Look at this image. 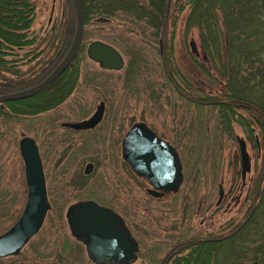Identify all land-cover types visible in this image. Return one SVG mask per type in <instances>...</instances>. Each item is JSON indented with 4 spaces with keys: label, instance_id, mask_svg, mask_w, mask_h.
Instances as JSON below:
<instances>
[{
    "label": "rangeland",
    "instance_id": "rangeland-1",
    "mask_svg": "<svg viewBox=\"0 0 264 264\" xmlns=\"http://www.w3.org/2000/svg\"><path fill=\"white\" fill-rule=\"evenodd\" d=\"M32 1L35 16L28 35L36 39L31 45L10 49L6 55L21 69H24V63L19 61H23L25 56L30 59L38 50L48 49L46 42L50 41L48 34L51 26L59 28L61 21L67 19L72 4V0ZM171 2L166 34L174 65L182 78L194 87L209 94L223 93L226 91V80L219 60L212 61L202 47L197 26L192 25L185 30L187 8L177 11L178 0ZM217 13V24L223 32L221 14ZM94 18L91 17L83 25V56L88 41L102 40L120 53L123 67L118 71L100 70L88 58H81L79 83L64 102L65 109L86 105L85 110L88 111L99 100L105 99V104L111 105L108 119H120L124 130L132 121H144L177 151L182 164V182L176 192L162 198L146 194L144 189L148 186L127 168L124 172L121 169L116 171L119 168L116 148L107 158L99 161L86 180L93 190L91 195L95 196L96 192L103 201L111 203L137 240L138 255L131 264H157L175 242L193 235L215 233L228 226L229 222L241 220L250 202L249 191L260 166L259 129L256 125L252 127L255 136L252 143L243 128L234 122L230 132L222 130L216 108L196 107L177 95L165 78L164 68L157 56L163 50L161 43L148 38L149 29L140 26L130 33L127 23L121 20L99 23ZM261 28L264 33V27ZM262 33L257 35L258 40H264ZM105 37L114 38L117 44ZM221 45L223 49L224 44ZM131 60H135L132 69L127 70ZM32 69L33 66L28 70ZM82 78L87 82L82 83ZM37 127L36 114L5 118L0 111V233L16 220L26 196L23 163L17 142L22 135H27L37 144ZM237 137L244 141L249 160V169L243 178L240 177ZM86 160V155L80 161L78 158V167ZM47 164L53 171L46 181L50 208L39 230L25 243L20 253L9 256L14 260L5 257L0 264H94L87 257L84 246L70 235L63 216L67 204L88 198L91 192L67 185L73 166H64L58 176L54 173V154L48 155ZM218 185L221 186L222 196L216 204ZM65 240L70 246L67 252L62 253Z\"/></svg>",
    "mask_w": 264,
    "mask_h": 264
},
{
    "label": "trees",
    "instance_id": "trees-1",
    "mask_svg": "<svg viewBox=\"0 0 264 264\" xmlns=\"http://www.w3.org/2000/svg\"><path fill=\"white\" fill-rule=\"evenodd\" d=\"M81 3L83 25L91 17L102 16L109 21L121 20L127 23L130 33L140 26L149 29L148 38L161 43L163 50L157 56L172 89L191 105L216 108L222 130L230 132L231 123L234 122L243 128L253 143L255 136L252 127L256 125L259 129L260 166L249 191L250 202L241 220L231 224L229 222L221 231L193 235L175 242L157 264H264V40L257 39V35L262 33L261 27H264V0H178L177 11L187 8L185 30L192 25L197 26L202 47L212 61L219 60L220 70L226 80V91L220 94L205 93L194 87L182 78L174 65L166 34L171 0H81ZM34 8L32 0H0V56H6L12 48H23L34 43L36 37L28 35L35 16ZM69 11L67 19L61 21L56 37L61 46L60 56L68 47L73 34L72 4ZM218 11L223 32L217 24ZM56 29L54 26L53 30ZM105 38L117 44L114 38ZM83 40L84 33L74 59L57 80L68 78L69 73L76 76L79 73ZM221 43L224 44L223 49ZM134 61L127 64V70L132 69ZM8 62L0 60V71L12 76L11 89L24 88V69L19 65H8ZM52 87L51 84L44 92ZM29 102L37 104L38 101ZM9 103L10 115L3 113L4 117L21 118L37 113L31 105L26 108L24 98ZM69 246V241L65 240L62 253L67 252Z\"/></svg>",
    "mask_w": 264,
    "mask_h": 264
},
{
    "label": "water",
    "instance_id": "water-1",
    "mask_svg": "<svg viewBox=\"0 0 264 264\" xmlns=\"http://www.w3.org/2000/svg\"><path fill=\"white\" fill-rule=\"evenodd\" d=\"M74 13V27L70 44L58 64L38 84L28 89H22L0 96V101L17 100L29 96L44 87L59 75L76 55L83 33L81 0H72ZM95 22L105 23L109 20L102 16L93 19ZM86 54L100 67L119 69L122 58L119 52L110 44L100 40L89 42ZM100 108L85 120L83 126L91 125L89 121L99 118ZM80 125V124H78ZM240 155V173L243 175L249 169L248 155L244 141L237 137ZM125 161L130 168L141 176L160 185L168 184L164 191L175 192L181 181L180 161L171 145L156 137L143 123H135L125 135ZM19 155L23 163V178L26 186V196L22 210L16 220L0 233V258L16 256L25 243L39 230L45 214L49 209L46 197L44 178L38 157L35 141L22 135L17 142ZM86 171L89 170L86 166ZM153 196H160L163 192L149 190ZM222 196L221 187L218 188L216 204ZM69 210V209H68ZM67 225L73 235V225L67 215ZM84 226L82 242L87 257L95 264L114 263L130 264L136 259L137 244L130 235L123 221L111 210L87 201L78 207V215Z\"/></svg>",
    "mask_w": 264,
    "mask_h": 264
},
{
    "label": "flooded vegetation",
    "instance_id": "flooded-vegetation-1",
    "mask_svg": "<svg viewBox=\"0 0 264 264\" xmlns=\"http://www.w3.org/2000/svg\"><path fill=\"white\" fill-rule=\"evenodd\" d=\"M53 28H54V25L51 26L48 37L54 31ZM54 32H55L54 36L51 38V40L49 42H46L48 49L38 50L37 55L35 57H31L29 59L28 57L25 56L23 61L22 60L19 61L20 63H24V88H21L15 91H19L22 89H28L40 83L61 60L62 56L64 55L68 47L66 48L65 52L60 56L59 54L61 51V46L59 44V41L56 39L58 28ZM43 39L39 40L38 43H41ZM95 40H98V39H95ZM95 40H90L86 43V45L84 46V56H82V58L83 57L88 58L90 61L95 63L100 70H106V71L120 70L123 67V59H122V66L119 69L115 70V69L100 67L98 62L93 61L92 59L88 57V55L86 54L87 46L89 42L95 41ZM27 51L28 49L26 50V52ZM0 60L9 61L7 63L8 65L13 64L12 63L13 59L12 58L10 59L7 56H0ZM70 63L67 66H69ZM38 64L40 65L38 66ZM31 66H33L32 70H34L35 68L36 70L35 71L28 70ZM59 75L53 78L50 82H48V84H46L44 87L39 89L37 92L24 97V104L26 105V108H28L29 105H31L32 107H35L37 111L36 113V116L38 119V127H37L38 129L37 130L39 132V138L37 139V144L36 142L35 144L37 146L38 157H39L40 164H41V169H42V174H43L44 184H45L46 197L49 203V208H50V202L48 200V190L46 189V181H47V178H50V175H53V171L51 172V168H49L47 163H48V155L54 154L55 164H56L54 165L55 166L54 169H56L54 173H56L59 176L60 174H62L61 172L64 166L66 165L73 166V169H72L73 172L68 177L67 185L70 187L76 188V190H81V191L87 190L88 192H91V193H88L89 195L88 198L78 199L73 202H70L69 204H67L65 208V211L63 214L65 222L67 224L66 217L68 215L69 220L73 225V235L69 231L70 235L84 246L82 242V239L84 236V233H83L84 226L81 223V219H75V217L78 215V207L82 203L87 202V201L93 202L95 205L111 210L113 213L118 215V217L123 221L130 235L132 236V238L137 244V251L135 252L136 258H137L138 243H137V240L132 235L128 226L125 224L124 219L120 216L118 212H116L113 209V207H111V203L103 201L100 197L97 196L96 192H94L96 194L95 196L91 195L93 193V190H91L88 187L89 182L86 180L88 177L91 176L96 166L99 165V161L101 162L105 158H107L109 156V153L112 151H115V148H116V152H117L116 157L119 163V168L116 169L117 172L120 169H121L120 171L124 172L125 168H127L133 175H135L136 177H138L139 179L145 182V184L148 187H145L144 191L146 194L150 196H153V195L149 193V190H153L155 192H163L160 196H154L156 198H162L163 196L167 194L174 193L172 191H168V192L164 191V188H167L168 186L167 183H165L164 185L163 184L160 185L159 183H156V184L153 183L151 180L141 176L139 173L132 170L129 164L125 161L124 153L126 149V144H125L126 133L131 130L132 126L135 123L143 122L145 125L146 123L141 120L132 121L127 127V129L124 130L123 125H122L123 123L120 121V119L114 120L113 117H111V119H108L109 117L108 112L110 111L109 109L111 108V105H109V103L105 104V99L99 100L96 104H94L93 108L91 110H88L89 112L85 110L86 105L74 106L71 108V110L65 109L67 106L64 102L70 96L72 90L78 85L79 83L78 79L81 76V72H79L77 76L73 73H69L68 78L63 79L62 81L57 80ZM11 80H12V76L9 73L0 71V96L15 92L11 89L12 88ZM86 82L87 81H85V78H82V83H86ZM51 84L53 85V87L49 88L48 90L44 92V90L47 87L51 86ZM61 86H64V87L61 89L60 88ZM37 94L39 95L36 97H33ZM29 100L31 101L37 100L38 102L37 104H30ZM10 101L12 100L0 101V111L2 113H7L8 115H10L9 114L10 113V106H9ZM98 106L100 108L99 118H97V120L94 122L89 121L88 123H92L91 125L83 126L84 123L82 122H84L85 120H88L96 112ZM6 117H10V116L6 115ZM149 129L160 140L164 141L168 145H171L168 140L157 135L156 132H154L151 128ZM24 136H27V135H24ZM84 155L88 157V160L82 163L81 167L79 168L78 164H79L80 158H82V156ZM112 155H115V154H111L110 156ZM78 158H79V161H76ZM106 165L108 166V163H106ZM239 165H240V155H239ZM86 166H88L89 168L88 171L85 170ZM180 171H181V181L178 185L177 190L179 189V186L181 185L182 178H183L181 161H180ZM244 174L241 175L240 173V177L243 178ZM219 187L221 186L218 185V188ZM84 250H85V246H84ZM102 264H114V263L107 262V263H102Z\"/></svg>",
    "mask_w": 264,
    "mask_h": 264
}]
</instances>
